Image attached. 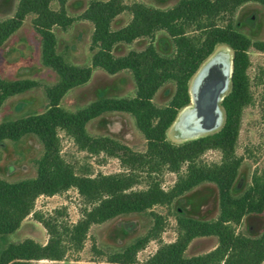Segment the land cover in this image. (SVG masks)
I'll list each match as a JSON object with an SVG mask.
<instances>
[{
    "label": "trees",
    "instance_id": "obj_1",
    "mask_svg": "<svg viewBox=\"0 0 264 264\" xmlns=\"http://www.w3.org/2000/svg\"><path fill=\"white\" fill-rule=\"evenodd\" d=\"M20 0L13 17L0 21V50L33 15V26L41 37V57L58 81L46 87L48 107L42 113L8 120L0 125V158L6 142H18L27 135L38 139L42 155L36 162L35 178L9 182L0 179V237L17 232L23 221L33 214L49 234L43 245L32 239L10 243L0 250V264H35L42 260L64 261L69 253L83 251L93 226L102 225L119 216L148 213L152 226L119 249L102 251L94 246L104 264H139L138 254L160 237L165 218L154 212L157 206L171 207L174 202L204 184L218 190V216L201 220L177 215L178 238L162 245L146 264H263L264 232L256 238L242 235L237 227L249 215L264 213V172L253 175L241 193L234 185L243 166L237 147L244 109L252 102L250 50L264 53V40H252L236 26V14L246 4L264 8V0H180L169 9H161L134 1L90 0L87 10L77 17L69 15V0ZM131 14V21L114 29L113 22L121 14ZM93 25L89 66L69 63L58 53L55 28L67 31L74 23ZM165 31L174 51L161 54L155 46L157 32ZM151 40L141 50L117 56V45H131L138 39ZM231 51L233 72L229 92L219 106L223 124L219 131L182 144L169 141L167 133L180 113L192 105L191 85L194 77L217 48ZM96 70L114 76L128 71L136 86L131 98L104 97L76 111L62 107L66 95L86 85ZM168 84L175 90L166 106H158L154 98ZM39 86L31 79L6 80L0 74V110L5 103ZM108 113H125L133 117L144 136L145 152L109 136H92L88 125ZM70 136L80 151L90 155L104 154L120 160L125 171L119 174L92 176L80 174L62 156L60 132ZM219 151L221 161L204 162L208 151ZM165 171L177 174L168 191L160 177ZM145 186L138 189L137 187ZM76 189L84 201L82 218L67 223L60 216L45 218L35 211L41 196H55ZM214 237L218 243L207 254L187 257L191 243L198 238ZM91 264H97L95 262Z\"/></svg>",
    "mask_w": 264,
    "mask_h": 264
},
{
    "label": "rangeland",
    "instance_id": "obj_2",
    "mask_svg": "<svg viewBox=\"0 0 264 264\" xmlns=\"http://www.w3.org/2000/svg\"><path fill=\"white\" fill-rule=\"evenodd\" d=\"M19 1L0 0V21L15 15ZM124 1L127 4L136 1L151 7L169 9L180 0ZM68 2H70L69 15L77 17L85 10L90 0H83L81 4H75L71 0ZM52 7L59 9L58 0L53 1ZM33 19V15L28 16L21 29L1 48L0 74L6 80H35L39 86L8 100L0 110V125L8 120L46 111L48 107L46 87L52 86L58 81L57 74L42 63L41 37L33 26ZM129 21H131V14L126 12L117 19L113 27L114 29L121 28ZM92 26L89 22L78 21L67 31L55 28L58 37V53L63 55L69 63L79 66L91 64L93 56L90 49ZM236 26L239 31L252 40H264V8L256 3L244 5L236 14ZM150 42L151 40L143 38L136 40L131 45L120 44L115 47L114 53L117 56H124L131 50L141 51ZM154 43L161 54L170 55L174 51L173 42L165 31L157 32ZM221 49L228 50L232 55L225 46L217 48L216 51ZM250 59L251 67L248 70V75L252 102L244 109L242 115L237 155L242 157L244 162L233 188L236 195L241 194L247 188L255 173L264 172V53L252 48ZM174 90V84L166 85L156 95L154 103L161 107L166 106L170 102ZM135 95V81L130 72L125 71L111 76L104 71L96 70L91 80L86 85L70 91L61 105L69 111H76L104 97L131 98ZM88 131L92 136L112 137L137 152H145L147 148L144 136L129 114H105L92 121L88 125ZM167 136L169 141L177 145L188 141L179 136L174 125L169 129ZM60 139L63 158L80 174H90L95 177L100 174H119L125 171L117 158L104 154L90 155L80 151L74 140L62 131ZM41 155L42 146L38 139L32 135H27L15 143L6 142L0 158V179L17 182L35 178L37 175L36 162ZM202 159L208 164L219 163L221 153L211 150L205 153ZM177 178V174L165 171L160 177L163 189L168 191L172 188ZM137 188L142 189L145 186ZM83 207L82 197L73 188L55 196H41L36 201L34 212H38L45 218L60 216V220L64 222L77 223L82 218ZM153 211L165 218V224L160 237L152 240L138 254L137 262L139 264H146L162 245L177 240V215L201 220L215 219L219 211L217 187L209 183L201 185L177 199L171 207L157 206ZM33 214L23 221L17 232L0 237V250L10 243L23 242L27 239H32L43 245L48 242L47 229ZM151 226L152 218L148 213L119 216L102 225L93 226L82 252L69 253L64 261L42 260L35 264H91L93 262L104 264L105 259L97 256L94 246L102 251L122 248L136 237L146 234ZM237 232L252 238L259 237L264 232V213L245 217L242 224L237 227ZM217 243L218 241L214 237L195 239L189 246L186 256L190 258L207 254L216 248Z\"/></svg>",
    "mask_w": 264,
    "mask_h": 264
},
{
    "label": "bare ground",
    "instance_id": "obj_3",
    "mask_svg": "<svg viewBox=\"0 0 264 264\" xmlns=\"http://www.w3.org/2000/svg\"><path fill=\"white\" fill-rule=\"evenodd\" d=\"M232 58L228 50H218L202 66L191 85L192 105L179 115L174 129L183 139L201 137L218 131L223 124V116L214 121L204 108V98L208 91L220 83L223 87L218 91L217 103L229 90L231 80L230 62Z\"/></svg>",
    "mask_w": 264,
    "mask_h": 264
},
{
    "label": "water",
    "instance_id": "obj_4",
    "mask_svg": "<svg viewBox=\"0 0 264 264\" xmlns=\"http://www.w3.org/2000/svg\"><path fill=\"white\" fill-rule=\"evenodd\" d=\"M230 70H231V77H232V72H233V65H232V60L230 62ZM224 83H220L218 85H216L215 87L211 88L208 93L205 95L204 98V108L206 109V112L209 114V116L214 120H218L219 118H221L223 116L222 111L220 109L219 104L217 103V98H218V91L223 87ZM224 99V97L222 98V100ZM191 100H192V94H191ZM215 133V132H212ZM209 133V134H212ZM206 134V135H209ZM203 135V136H206ZM201 136V137H203ZM201 137H196V138H191L189 140H193V139H198Z\"/></svg>",
    "mask_w": 264,
    "mask_h": 264
},
{
    "label": "crops",
    "instance_id": "obj_5",
    "mask_svg": "<svg viewBox=\"0 0 264 264\" xmlns=\"http://www.w3.org/2000/svg\"><path fill=\"white\" fill-rule=\"evenodd\" d=\"M71 1H74L73 3H78V4H81L82 3V1L83 0H71ZM99 1H104V2H106V1H109V0H99ZM70 5V2H68L67 3V10H68V6ZM87 7L85 8V10L81 13V14H83L86 10H87V8H88V6H89V3H87V5H86ZM57 10V9H56ZM126 13V12H125ZM125 13H123V14H125ZM80 14V15H81ZM123 14H121V15H119L115 20H114V22H113V25H114V23L117 21V19L119 18V17H121ZM130 14V13H129ZM131 19H132V16H131ZM130 22V21H129ZM128 24V23H127ZM126 24V25H127ZM125 25V26H126ZM125 26H123V27H125ZM93 27V26H92ZM123 27H121V28H123ZM114 28V27H113ZM94 29V28H93ZM118 29H120V28H118Z\"/></svg>",
    "mask_w": 264,
    "mask_h": 264
}]
</instances>
